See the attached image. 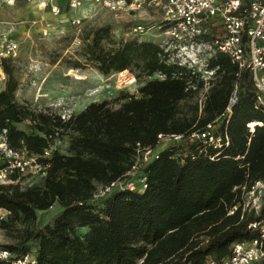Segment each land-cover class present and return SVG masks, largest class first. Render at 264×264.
<instances>
[{
  "label": "trees",
  "instance_id": "16d2710c",
  "mask_svg": "<svg viewBox=\"0 0 264 264\" xmlns=\"http://www.w3.org/2000/svg\"><path fill=\"white\" fill-rule=\"evenodd\" d=\"M115 43L109 25L92 29L71 67L91 65L104 75L136 67L146 81L138 94H124L118 107L91 102L67 121L19 103V79L9 64L15 58L4 60L0 136L48 167L41 183L22 186L16 181L23 173L15 170L12 182L0 184V228L10 238L0 247L10 253L0 264L27 254L31 264H206L230 257L234 242L256 235L249 224L262 220L264 209L242 208V185L264 177V102L251 73L238 78L237 65L217 52L211 59L217 76L201 103L204 82L192 78L197 88H190L191 74L170 62L158 42L129 37ZM237 83L238 98L228 112ZM250 121L261 124L252 131ZM209 124L224 142L227 133L229 144L190 139ZM64 133L67 153L54 148ZM161 133L185 138L159 149L139 170L147 187L115 186L99 195L100 188L129 179L137 144L155 148ZM40 212L47 213L41 225Z\"/></svg>",
  "mask_w": 264,
  "mask_h": 264
},
{
  "label": "built area",
  "instance_id": "2783aa9c",
  "mask_svg": "<svg viewBox=\"0 0 264 264\" xmlns=\"http://www.w3.org/2000/svg\"><path fill=\"white\" fill-rule=\"evenodd\" d=\"M34 2L38 8L49 10L51 14L60 18L63 14L62 6L57 0H26ZM16 0H0V6L12 5ZM86 4H92L105 9L115 15L134 14L142 10H156L160 12L162 21L158 28L162 29L171 41L159 42L167 53L168 60L179 66L185 67L191 74L188 85L196 89L195 78L204 82V89L200 91L201 103L212 82L216 79L218 66H211V59L217 52L226 54L232 63L238 67L237 76L240 78L242 71L251 73L253 84L257 90L258 101L264 102V0H68L69 10L74 11L67 22L76 28L83 26L85 14L77 11ZM54 24L46 19L41 28L45 35L50 33ZM154 25L135 24L130 33L136 35L145 33ZM139 39V38H138ZM175 43V44H174ZM20 51V43L8 34L0 35V79L5 78L3 62L6 58H16ZM127 71V70H125ZM124 72V71H122ZM156 76L164 78L165 75L157 73ZM135 80V77L133 78ZM239 94V84L235 85L233 96L227 107L231 112L232 105ZM63 119L67 116L62 114ZM70 117V116H69ZM261 122L250 121L248 126L254 130V126ZM184 134H159L157 146H143L137 144L135 163L128 172L131 176L125 181L112 182L105 188H100L99 195L110 191L115 186H122L132 190H142L147 187L146 176H140L139 170L147 165L154 154L169 144L180 142ZM200 138L208 145L222 147L229 144L228 134L225 133V142L214 133V126L209 124L205 130L193 133L190 139ZM2 154L6 163L0 165V181H4L15 170L24 174L26 170L46 174L48 164L37 160V156H29L27 152L13 149L6 143L2 136L0 142ZM52 148L45 150L44 155L49 156ZM242 208L247 212L260 213L264 209V177L251 185H242ZM236 208V207H235ZM231 212H234L232 209ZM5 212L0 209L1 217ZM250 228L257 229L256 235L247 240L236 241L232 246L230 257L221 262L209 260L206 264H261L264 260V218L253 221ZM7 250H0V258L9 257ZM31 254L25 255L15 264L33 263Z\"/></svg>",
  "mask_w": 264,
  "mask_h": 264
},
{
  "label": "rangeland",
  "instance_id": "374dc122",
  "mask_svg": "<svg viewBox=\"0 0 264 264\" xmlns=\"http://www.w3.org/2000/svg\"><path fill=\"white\" fill-rule=\"evenodd\" d=\"M63 8L60 18L52 17L38 8L34 2L16 0L12 5L0 6V35L8 34L20 43L18 56L9 64L15 69L19 79L16 99L35 110H43L59 115L66 114L67 121L72 114L84 109L91 102L109 101L118 107L124 94H138L139 87L146 81L145 73L134 67L132 70L102 74L91 65L73 68L70 63L82 52L86 33L94 28L109 25L116 45L129 37L135 24L154 25L150 30L136 35L139 40L162 42L171 41L170 37L159 29L162 21L160 12L142 10L134 14L115 15L92 4H86L77 12L85 14L81 28L67 22L75 12L69 10L66 0H58ZM49 19L54 26L50 33L41 32L44 21ZM175 44V43H174ZM135 77V80L133 79ZM6 78L0 79V90L4 88ZM28 121L20 124L26 128ZM2 136H0V142ZM69 133L59 135L54 148L62 153L68 152ZM3 163L0 147V164ZM15 173V172H14ZM22 186L41 183L43 175L30 170L16 182ZM12 182L10 175L0 184ZM47 213H39L40 225L46 220ZM85 229L81 228L80 233ZM10 242V238L0 228V247Z\"/></svg>",
  "mask_w": 264,
  "mask_h": 264
},
{
  "label": "crops",
  "instance_id": "0c3cea01",
  "mask_svg": "<svg viewBox=\"0 0 264 264\" xmlns=\"http://www.w3.org/2000/svg\"><path fill=\"white\" fill-rule=\"evenodd\" d=\"M67 1L68 0H66V3H67ZM57 2L59 3V1L57 0ZM60 4V3H59ZM61 5V4H60ZM40 9V8H39ZM41 11H42V13L44 14V12L45 13H47V14H50L52 17H55V16H53L52 14H51V12L49 11V10H42V9H40ZM55 18H57V17H55Z\"/></svg>",
  "mask_w": 264,
  "mask_h": 264
}]
</instances>
